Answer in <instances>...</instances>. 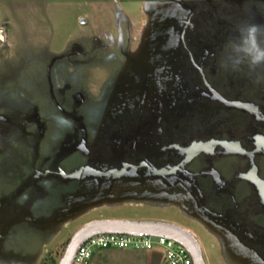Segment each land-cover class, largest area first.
Listing matches in <instances>:
<instances>
[{
	"label": "rangeland",
	"instance_id": "374dc122",
	"mask_svg": "<svg viewBox=\"0 0 264 264\" xmlns=\"http://www.w3.org/2000/svg\"><path fill=\"white\" fill-rule=\"evenodd\" d=\"M158 11L167 17L165 23ZM155 23L164 26L160 31L164 49L168 48L162 71L166 122L160 121V112L131 105L144 95L138 88L122 101L112 98L121 99L113 90L118 81L127 84L123 78L131 66L126 57L135 58L149 41L150 26ZM253 23L264 28V0H0V142H7L0 158V190H9L19 171H26L31 161V151L19 140H43L42 151L65 137L86 140L82 147L97 163L91 147L101 136L133 140L135 147L152 156L154 140L161 137L191 140L224 129L240 133L246 114L202 97L207 87L199 69L225 100L263 104L259 99L264 90V62L252 64L243 44L244 26ZM257 41L264 47V34H258ZM148 92L144 104L159 106V89ZM127 100H132L130 109L123 108ZM113 106H123L124 114L117 116L120 121L114 118ZM80 155L71 158L80 164ZM106 167L109 165L102 169ZM60 185L63 188L57 190L52 205L55 209L63 207V199L59 201L63 194L74 192L85 198L98 194L94 178ZM123 188L108 193L107 199L104 196V200L73 209L55 225L21 221L12 226L1 245L5 251L0 252V264H58L74 233L102 219L177 225L195 237L205 264L264 263V238L252 242L263 260L259 261L255 255L244 254L220 231L207 235L189 216L190 200H176L177 193L169 191L166 201L124 198L118 202ZM126 188L136 196L143 187ZM212 193L207 192L209 199ZM23 194L26 199L30 192ZM51 209L41 204L38 210L33 209V217L41 220ZM234 217L240 220L242 216ZM93 253L105 255L97 264H142L136 253L130 255L127 250L110 248ZM157 261L154 257L152 263Z\"/></svg>",
	"mask_w": 264,
	"mask_h": 264
},
{
	"label": "flooded vegetation",
	"instance_id": "af4514ba",
	"mask_svg": "<svg viewBox=\"0 0 264 264\" xmlns=\"http://www.w3.org/2000/svg\"><path fill=\"white\" fill-rule=\"evenodd\" d=\"M158 16L161 22L165 23V14L158 11ZM151 25L149 41L140 47L135 58L126 57L131 66L129 74L123 78L127 84L118 81L113 90L118 96H122L121 99L115 95L112 98L113 101L114 98L122 101L138 88L144 95H140L138 104L131 105L143 107L144 111L160 112V121L166 122L167 94L162 71L164 64L167 65L168 48L164 49L166 42L160 31L164 27L162 23L159 26L156 23ZM199 71L208 93L203 92L202 97L218 102L226 109L246 114L245 118L249 120L243 124L240 133L224 129L191 140H167L161 137L160 140H154L155 149L152 156H147L135 147L133 140L118 136H101L105 140H99L101 137H97L91 147V151L97 155V163L89 159L91 153L82 147L86 140L65 137L64 140L50 145L48 151L41 150L43 140H19L31 151V161L27 162L26 171H19L9 190H0V252L3 254L5 251L1 249V245L6 235L12 230V226L19 222L25 221L33 225L40 223L49 227L66 219L73 209L76 210L99 198L107 199L108 193L124 187L122 191L125 194L122 192V195L116 198L118 202L124 198L166 201L169 191L177 193L174 195L176 197L173 196L176 200H190L192 209L189 216L205 229L207 235H213V231L218 230L244 254L255 255L258 259L259 255L252 242L264 238V102L260 104L252 100L227 101L211 88L200 69ZM152 86L161 93L159 106L144 104L148 91L152 93L154 90ZM259 100H264V90ZM131 101L127 100L122 107L130 109L128 102ZM224 101L240 103L243 106H230ZM122 107L111 108L116 114L114 118L118 121V114H124ZM6 144L7 142L1 140L0 158L7 150ZM103 147L106 148L104 154ZM75 153L81 154L80 164H77L76 158H71ZM105 165L109 167L103 170ZM84 178L95 179L98 193L95 197L85 198L69 192L59 197L60 202L62 199L64 201L62 208L52 207L57 190L63 188L60 184L66 185L72 180ZM44 182L50 183L43 186ZM132 186L143 187L139 195L134 196L133 191L125 189ZM25 190L29 191L30 195L22 199ZM209 190L213 192L211 199L207 196ZM50 199L53 200L50 202ZM41 204L52 209L50 215L40 220L33 217V209L38 210ZM237 214H241L240 220L234 217ZM204 225L210 227L208 230L211 233ZM13 255L16 253L13 252ZM259 261L263 260L259 258Z\"/></svg>",
	"mask_w": 264,
	"mask_h": 264
},
{
	"label": "water",
	"instance_id": "95a60500",
	"mask_svg": "<svg viewBox=\"0 0 264 264\" xmlns=\"http://www.w3.org/2000/svg\"><path fill=\"white\" fill-rule=\"evenodd\" d=\"M215 97L220 99L218 95H215ZM224 103L239 108L243 106L236 102L224 101ZM106 233L129 235L145 234L154 237L163 236L181 244L188 251L193 264H205L199 243L195 237L190 232L177 225L166 222L113 219L92 221L80 228L67 242L58 264H72L77 249L86 239L93 235Z\"/></svg>",
	"mask_w": 264,
	"mask_h": 264
},
{
	"label": "built area",
	"instance_id": "2783aa9c",
	"mask_svg": "<svg viewBox=\"0 0 264 264\" xmlns=\"http://www.w3.org/2000/svg\"><path fill=\"white\" fill-rule=\"evenodd\" d=\"M116 248L121 250H160L161 264H193L188 251L174 240L145 234H97L86 239L77 249L72 264H89L94 250Z\"/></svg>",
	"mask_w": 264,
	"mask_h": 264
},
{
	"label": "clouds",
	"instance_id": "9594fccd",
	"mask_svg": "<svg viewBox=\"0 0 264 264\" xmlns=\"http://www.w3.org/2000/svg\"><path fill=\"white\" fill-rule=\"evenodd\" d=\"M258 34H264V28L254 23L244 26V51L252 64L264 62V47L257 41Z\"/></svg>",
	"mask_w": 264,
	"mask_h": 264
},
{
	"label": "crops",
	"instance_id": "0c3cea01",
	"mask_svg": "<svg viewBox=\"0 0 264 264\" xmlns=\"http://www.w3.org/2000/svg\"><path fill=\"white\" fill-rule=\"evenodd\" d=\"M110 249V248H109ZM130 251V255H134V253H136L140 259L142 264H145V261H148L149 264H153L152 260L154 259V257H157L158 259V264H161L162 261V253L160 250L157 249H153L151 251H134V250H127ZM105 257L104 254L99 253L97 256H94V253L92 254V257L89 261V264H97L100 263V261ZM135 258H137V256H135ZM138 260V258H137Z\"/></svg>",
	"mask_w": 264,
	"mask_h": 264
}]
</instances>
